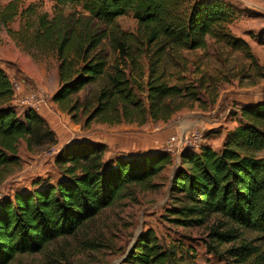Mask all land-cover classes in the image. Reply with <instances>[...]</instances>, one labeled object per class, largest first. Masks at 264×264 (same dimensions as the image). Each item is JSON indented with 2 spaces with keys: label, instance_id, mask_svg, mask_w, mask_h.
Instances as JSON below:
<instances>
[{
  "label": "trees",
  "instance_id": "trees-1",
  "mask_svg": "<svg viewBox=\"0 0 264 264\" xmlns=\"http://www.w3.org/2000/svg\"><path fill=\"white\" fill-rule=\"evenodd\" d=\"M52 12L41 1L9 0L0 6V24L32 58L55 57L60 83L50 100L63 111L78 104L76 95L94 86L84 124L96 119L115 125L167 122L184 105L198 101L201 89L182 82L183 51L205 49L207 39L252 58L249 44L231 25L237 11L224 0H53ZM70 7L73 12H67ZM131 12L136 32L115 19ZM18 20L17 29L8 24ZM102 24L98 32L94 27ZM104 40V41H103ZM109 48V52L105 49ZM172 80H174L172 82ZM10 78L0 67V167L18 163V145L55 144V131L35 108L17 113ZM191 106V105H189ZM238 124L220 148L186 147L170 180L178 207L169 211L176 225L195 227L219 215L232 226L211 228L218 242L238 237V229L257 232L264 240V99L240 108ZM106 145L78 140L62 146L53 158L59 177L34 182L31 189L0 197V264L18 254L36 253L53 239L73 234L130 185L152 186L151 180L172 162L167 151L120 155L105 160ZM235 226V227H234ZM241 260L264 264V256L247 242L231 247ZM124 264H195L192 249L182 243L159 244L152 231L141 233Z\"/></svg>",
  "mask_w": 264,
  "mask_h": 264
},
{
  "label": "rangeland",
  "instance_id": "rangeland-1",
  "mask_svg": "<svg viewBox=\"0 0 264 264\" xmlns=\"http://www.w3.org/2000/svg\"><path fill=\"white\" fill-rule=\"evenodd\" d=\"M8 1L0 0V6ZM20 1L24 4L41 1L49 13L54 4L53 0ZM65 10L73 12L70 7ZM237 13L239 16L230 26L231 30L247 41L253 59L239 50L212 43L211 39H207L205 49L183 51L184 69L180 73L179 67L174 74L183 76L182 82H190L201 89L199 100L176 99L177 104L184 107L167 122L149 120L143 125L135 122L107 125L96 119L84 124L88 111L81 113L80 105L92 97L95 89L92 85L85 86L76 95L78 104L72 111L60 109L50 100L60 86L56 58H32L0 24V67L10 79L23 82L14 100L17 113L22 117L28 105L16 99L33 91L48 106L57 132L55 144L28 148L24 140L19 142L18 163L0 167V196H10L23 188L31 189L37 181L54 182L60 175L53 162L55 154L62 146L78 140L104 143L105 160L156 150L167 151L172 156L171 164L152 178V186H128L127 195L103 208L73 234L53 239L36 253L18 254L8 264H124L136 238L147 231H152L163 246L182 243L192 249L195 264H251L254 258L243 261L229 251L243 242L257 248L264 256V240L257 232L240 228L236 239L222 243L211 236V228L217 223L222 225L220 230L232 226L219 215L209 216L202 225L195 227L170 221L174 215L169 210L178 207L177 195L170 193V180L179 163L180 151L186 147L198 151L205 143L220 148L227 132L238 124L241 106L264 99V16L250 10ZM115 22L128 32H136L139 27L131 12L117 17ZM18 25L19 21L15 20L8 27L17 29ZM94 28L102 32L105 27L98 24ZM105 52H109V48ZM195 130L201 133L198 139L192 136ZM173 136L176 137L173 148L167 150Z\"/></svg>",
  "mask_w": 264,
  "mask_h": 264
},
{
  "label": "crops",
  "instance_id": "crops-1",
  "mask_svg": "<svg viewBox=\"0 0 264 264\" xmlns=\"http://www.w3.org/2000/svg\"><path fill=\"white\" fill-rule=\"evenodd\" d=\"M224 1L229 3L236 11L250 10L264 16V0H224ZM37 109H38V113L46 119L49 126L55 131V128H53V124H52L54 120L50 115L49 108L46 105V103L40 104Z\"/></svg>",
  "mask_w": 264,
  "mask_h": 264
},
{
  "label": "built area",
  "instance_id": "built-area-1",
  "mask_svg": "<svg viewBox=\"0 0 264 264\" xmlns=\"http://www.w3.org/2000/svg\"><path fill=\"white\" fill-rule=\"evenodd\" d=\"M13 91L15 93V98L17 97V95L19 94L18 92L23 88V82L21 81H17L14 79H10ZM18 93V94H16ZM19 99H16V101H19L20 103H27L28 106L33 107V108H38V106L40 104H43V100L42 98H38V95L33 92V91H29L27 92L25 95H20L18 97ZM200 131L199 130H195L194 132H192V136L194 137V139H198L200 138ZM176 137L173 136L169 139V148L167 147V150H172L174 142H175ZM168 143V141H167ZM1 197V196H0Z\"/></svg>",
  "mask_w": 264,
  "mask_h": 264
}]
</instances>
